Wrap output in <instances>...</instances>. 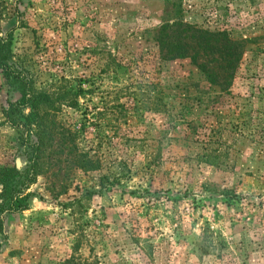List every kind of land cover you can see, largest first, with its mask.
Returning <instances> with one entry per match:
<instances>
[{
    "label": "rangeland",
    "instance_id": "374dc122",
    "mask_svg": "<svg viewBox=\"0 0 264 264\" xmlns=\"http://www.w3.org/2000/svg\"><path fill=\"white\" fill-rule=\"evenodd\" d=\"M175 18L247 40L232 73L200 51L163 59ZM9 30L8 63L76 106L50 111L27 208L0 213V264H264V0H0ZM18 98L0 75V167L23 166L1 115ZM69 136L98 172L68 168Z\"/></svg>",
    "mask_w": 264,
    "mask_h": 264
},
{
    "label": "trees",
    "instance_id": "16d2710c",
    "mask_svg": "<svg viewBox=\"0 0 264 264\" xmlns=\"http://www.w3.org/2000/svg\"><path fill=\"white\" fill-rule=\"evenodd\" d=\"M11 32L12 30H9L4 35L0 33V75L6 82L13 80L17 84L19 98L14 102H8L6 107L1 109V115L17 133V146L23 149L24 162L23 166L15 164L10 167H0V213H17L27 208L28 200L32 196L27 190L43 173V167L46 166L45 157L49 155L48 150L53 147L51 142L54 135L50 127L53 121L50 114L55 110L54 106L62 103L69 107L76 106V94L70 96L64 91L54 94L35 91L30 79L24 77L20 69H14L8 63ZM154 41L163 59L185 58L188 51L192 50L190 60H194L200 51L203 55H215L223 70H229L231 73L239 61L240 49L247 43V40L232 39L226 31L199 29L176 18L170 23L161 25ZM108 65L109 63L104 65V72L108 70ZM206 75L207 78H211L212 74L206 73ZM225 82L226 80L221 81L222 84ZM210 83L217 84L211 79ZM149 85L152 90L157 88V84ZM152 98L158 100L157 97ZM114 107L122 108L123 105ZM23 108H29V113L21 115L20 111ZM73 138V136L63 138V143L58 145L65 150L64 156L68 168L80 171L83 175L98 172L100 161L79 150L73 143ZM207 157L211 158L209 155ZM206 163L214 164L212 161ZM99 179L103 181L106 177L102 176ZM65 190L66 185L62 182L60 192ZM71 205L72 202L62 206L69 208Z\"/></svg>",
    "mask_w": 264,
    "mask_h": 264
}]
</instances>
